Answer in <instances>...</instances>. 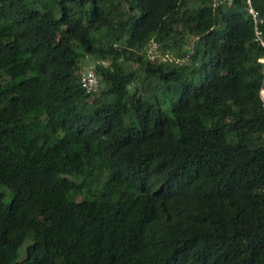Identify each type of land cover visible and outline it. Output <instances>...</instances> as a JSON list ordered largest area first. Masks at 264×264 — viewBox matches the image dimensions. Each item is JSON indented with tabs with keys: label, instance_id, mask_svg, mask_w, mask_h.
Wrapping results in <instances>:
<instances>
[{
	"label": "trees",
	"instance_id": "obj_1",
	"mask_svg": "<svg viewBox=\"0 0 264 264\" xmlns=\"http://www.w3.org/2000/svg\"><path fill=\"white\" fill-rule=\"evenodd\" d=\"M213 3L0 0V264H264V46Z\"/></svg>",
	"mask_w": 264,
	"mask_h": 264
},
{
	"label": "built area",
	"instance_id": "obj_2",
	"mask_svg": "<svg viewBox=\"0 0 264 264\" xmlns=\"http://www.w3.org/2000/svg\"><path fill=\"white\" fill-rule=\"evenodd\" d=\"M234 0H214L213 5L228 3L230 4ZM245 3L248 13L250 14L253 20V29H254V40L257 41L260 45L264 46V41L262 39V30L260 28V23L262 18L259 16L258 10L253 5V0H241ZM157 44L155 42H150L147 45V53L151 59H164L165 56L160 52H157ZM260 62L264 63V56L259 59ZM80 83L82 88L87 94L94 95L99 89V77L94 71L93 67H85L80 71ZM260 97L264 106V90L260 91Z\"/></svg>",
	"mask_w": 264,
	"mask_h": 264
},
{
	"label": "rangeland",
	"instance_id": "obj_3",
	"mask_svg": "<svg viewBox=\"0 0 264 264\" xmlns=\"http://www.w3.org/2000/svg\"><path fill=\"white\" fill-rule=\"evenodd\" d=\"M189 45H190V43H188V40H186V42H185V44H184V47H189ZM93 58H91L90 56H86V57H84V59H83V61H81V63H80V68H83V67H87V66H89V65H91L92 63H93ZM182 61H184V60H182ZM186 64L188 65L189 64V62L188 61H186ZM196 66H198V64L196 65ZM185 74H188L187 73V71H185ZM166 108V107H165ZM169 107L167 106V113H170V110L168 109ZM8 197H9V195H8ZM8 197H7V199H8ZM29 243V239H26L25 241H24V243H23V245L19 248V253L21 254V255H23V253H24V248H25V246L27 245Z\"/></svg>",
	"mask_w": 264,
	"mask_h": 264
},
{
	"label": "clouds",
	"instance_id": "obj_4",
	"mask_svg": "<svg viewBox=\"0 0 264 264\" xmlns=\"http://www.w3.org/2000/svg\"><path fill=\"white\" fill-rule=\"evenodd\" d=\"M105 63V62H104ZM89 66H91V67H93L92 66V64L91 65H89ZM89 66H87V67H89ZM83 68H85V67H83ZM83 68H80V70H79V79H80V71L83 69ZM93 69H94V67H93ZM94 71H95V69H94ZM96 72V71H95ZM97 74V73H96ZM99 77V76H98ZM100 81V80H99ZM81 84V83H80ZM82 87V86H81ZM86 93V92H85ZM87 94V93H86ZM95 94H98V91H97V93H95Z\"/></svg>",
	"mask_w": 264,
	"mask_h": 264
}]
</instances>
